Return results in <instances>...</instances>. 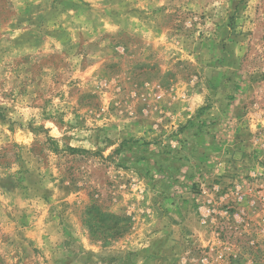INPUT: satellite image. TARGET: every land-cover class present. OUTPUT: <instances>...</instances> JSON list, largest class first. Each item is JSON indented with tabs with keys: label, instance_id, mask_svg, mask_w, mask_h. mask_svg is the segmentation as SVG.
Listing matches in <instances>:
<instances>
[{
	"label": "rangeland",
	"instance_id": "obj_1",
	"mask_svg": "<svg viewBox=\"0 0 264 264\" xmlns=\"http://www.w3.org/2000/svg\"><path fill=\"white\" fill-rule=\"evenodd\" d=\"M0 264H264V0H0Z\"/></svg>",
	"mask_w": 264,
	"mask_h": 264
},
{
	"label": "trees",
	"instance_id": "obj_2",
	"mask_svg": "<svg viewBox=\"0 0 264 264\" xmlns=\"http://www.w3.org/2000/svg\"><path fill=\"white\" fill-rule=\"evenodd\" d=\"M71 150H74V149H71Z\"/></svg>",
	"mask_w": 264,
	"mask_h": 264
}]
</instances>
